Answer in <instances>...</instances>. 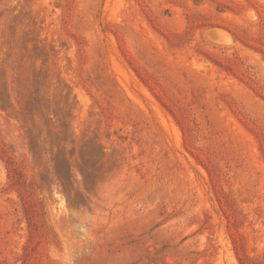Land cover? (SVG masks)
Listing matches in <instances>:
<instances>
[{"label":"rangeland","instance_id":"obj_1","mask_svg":"<svg viewBox=\"0 0 264 264\" xmlns=\"http://www.w3.org/2000/svg\"><path fill=\"white\" fill-rule=\"evenodd\" d=\"M0 264H264V0H0Z\"/></svg>","mask_w":264,"mask_h":264}]
</instances>
